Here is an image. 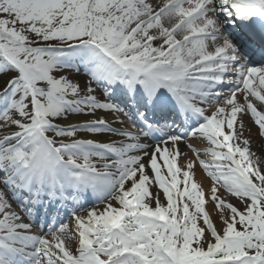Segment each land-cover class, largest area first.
Returning a JSON list of instances; mask_svg holds the SVG:
<instances>
[{"label":"snow or ice","instance_id":"snow-or-ice-1","mask_svg":"<svg viewBox=\"0 0 264 264\" xmlns=\"http://www.w3.org/2000/svg\"><path fill=\"white\" fill-rule=\"evenodd\" d=\"M0 264H264V0H0Z\"/></svg>","mask_w":264,"mask_h":264},{"label":"bare ground","instance_id":"bare-ground-1","mask_svg":"<svg viewBox=\"0 0 264 264\" xmlns=\"http://www.w3.org/2000/svg\"><path fill=\"white\" fill-rule=\"evenodd\" d=\"M254 148H255V145H254ZM184 163H185V159L181 161V164H184ZM194 172H195V175H194L195 181L198 183H201L204 189L207 190L209 186V183L207 182V180L200 175V172L196 167L194 168ZM211 210H212V207L209 208V211Z\"/></svg>","mask_w":264,"mask_h":264}]
</instances>
